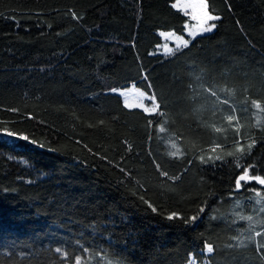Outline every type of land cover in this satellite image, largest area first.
I'll list each match as a JSON object with an SVG mask.
<instances>
[{
  "label": "trees",
  "instance_id": "16d2710c",
  "mask_svg": "<svg viewBox=\"0 0 264 264\" xmlns=\"http://www.w3.org/2000/svg\"><path fill=\"white\" fill-rule=\"evenodd\" d=\"M177 1L0 0V264H264V201L234 190L235 135L211 128L227 129L234 106L246 152L255 140L241 163L264 176L253 126L264 118L250 105L264 106V0H207L215 31L153 54L161 31L185 32ZM143 74L168 121L162 138L157 118L149 128L109 92L148 91ZM174 142L182 158L167 155Z\"/></svg>",
  "mask_w": 264,
  "mask_h": 264
},
{
  "label": "snow or ice",
  "instance_id": "6c2138e0",
  "mask_svg": "<svg viewBox=\"0 0 264 264\" xmlns=\"http://www.w3.org/2000/svg\"><path fill=\"white\" fill-rule=\"evenodd\" d=\"M173 8H178L185 16H189L191 20H195L197 23L191 25L189 27L187 24L185 25V30L187 31L188 36L191 39H185L183 36H175V33H160L161 36H164L168 39H173L178 41V43L175 44L174 47H169L167 44H164L161 46L163 54L166 57H173L176 56V54L180 51H182L184 48H187L189 44L191 43L192 39H195L196 36L202 35L204 33H210L212 32L216 27V23L214 21H217L220 19L218 15H214L212 11L209 10V5L207 3V0H186L185 3L180 4V3H174L172 5ZM191 9V11H189ZM74 19H78L75 13H72ZM155 54V53H153ZM143 79L148 82V76L147 74H143ZM196 79H199V77H196ZM191 88V85L188 86ZM147 88L148 91H142L141 89L136 88L134 85L128 88L127 90H120V89H115L112 88L109 90L110 93H114L117 96L122 98V106L128 110H133V109H139L140 114L145 116L147 120V126L149 128L152 127V119H149L148 117H154L157 118V126H156V132H157V138H162L159 136L160 133H165L166 132V127L165 125L167 124V118L165 116V112L161 109V104L157 99L155 91L152 89V85L150 82L147 83ZM206 91L213 97H217V93L215 91H211L210 89H206ZM222 91H228L227 89H222ZM217 100L219 101V97H217ZM147 101V103H145ZM220 103L227 105L228 100H223L220 101ZM250 105L252 108L258 110L259 112H264V106L261 105V102L259 100H251ZM229 108L231 110V115H226L224 116V121L226 122L228 128L225 129L222 126L217 127L216 125H211L212 131L215 133H222L225 134L226 138V132L228 129H231L235 135V140L234 143L236 145L235 152H229V156H234L235 157V164L237 168H243V172L238 175V177L234 181V190H248L252 191L254 193V199L256 197H259V199H256V203L259 204L261 201H264V195L261 194L260 191H257L255 188H248V185L252 182L255 181L259 185H264V176L260 175H252L251 170L256 167L254 163L244 165L241 163V160L246 156V155H251V149L255 145V140H252L250 143H247V152L245 150V145L241 144V136H240V128L242 127L240 125L239 117L236 115L235 112V107L229 105ZM12 111H17V109H11ZM242 111H247V107L243 108ZM235 122V123H233ZM101 124L103 121L100 122ZM254 127H264L261 125L260 121L257 120L256 123L253 125ZM7 135L13 136L15 135L12 132H7ZM23 139L27 140V136H23ZM35 143V141H33ZM127 143V142H125ZM43 147V145H41ZM86 147V146H85ZM172 149H175L174 151H170L167 153V155L174 157V158H182L179 149L177 148V145L175 143H172L171 145ZM218 147V146H217ZM128 149L131 150V145H128ZM91 152V149H89ZM213 152L216 151V148L212 149ZM237 153L239 155L237 156ZM95 155H98L95 154ZM102 159H107V157H101ZM202 162L205 161V157L201 156L200 157ZM215 159L219 160L221 159L220 156H216ZM208 160H212V157H208ZM154 168L156 171L159 173V175L168 177L169 180L175 181L180 179V174H177L176 176H169L168 172L161 169V166L159 163H157L155 160L153 161ZM119 167V165H117ZM122 172L125 170L123 168L120 169ZM125 175L128 176L130 175L129 173L125 172ZM243 182V183H242ZM143 187V185H141ZM143 199V197H141ZM150 208H152V211H156V209L149 204L148 205ZM239 203H237V207H239ZM203 211V209H201ZM261 212H264V207L260 209ZM178 214L173 212L168 215V219H174L177 218ZM241 220H247V221H252L251 216H240L239 217ZM196 217L193 216L190 218V220L186 222H190L191 220H195ZM251 227V225H250ZM256 236L261 235V233L256 232ZM242 243V242H241ZM259 247H264V244L259 245ZM57 253H61L60 248H56L55 250ZM87 251V249H85ZM203 251H206L208 254H212L214 252L213 245L211 243H206L205 248ZM63 257H67L68 253L63 252L62 253ZM264 258V256H262ZM75 264H81V258L76 257L75 258ZM108 264H111V262H108ZM190 264H195V261H190Z\"/></svg>",
  "mask_w": 264,
  "mask_h": 264
},
{
  "label": "rangeland",
  "instance_id": "374dc122",
  "mask_svg": "<svg viewBox=\"0 0 264 264\" xmlns=\"http://www.w3.org/2000/svg\"><path fill=\"white\" fill-rule=\"evenodd\" d=\"M185 2H186V0H180L179 2H176V3L183 4V3H185ZM176 9H178V8H176ZM178 10H179V9H178ZM179 11H180V10H179ZM189 11H191V9H189ZM187 18L189 19L188 22H187V25H188L189 27H191V25L197 23L195 20H191L189 16H187ZM214 22H215V21H214ZM214 30H215V29H214ZM214 30H213V31H214ZM162 32H163V33H175V36H177V37H178V36H183L185 39H191V38L188 36L186 30H185V32H184L183 34H181V33H177L176 31H173V30H171V31H161L160 33H162ZM161 37H162L163 41H162V43H161L160 45L157 46V48L153 51V53L164 55L161 46L164 45V44H167L169 47H174L175 44L178 43V41L175 40V38H173V39H168V38H166V37H164V36H161ZM135 87H136V86H135ZM136 88H137V87H136ZM121 90H122V89H121ZM124 90H125V89H124ZM126 90H127V89H126ZM145 103H147V101H145ZM261 114H264V112H262ZM174 143H175V142H174ZM175 144H176V143H175ZM171 145H172V144H171ZM176 145H177V148L179 149V152H181V151H180V148H179V145H178V144H176ZM170 148H171V151H174V150H175V149H172L171 146H170ZM205 255H206V256L208 255V253H206V251H205ZM191 259H192L191 261H195V264H209V261H208V260H206L204 263H199V262H197V260H196L194 257H192Z\"/></svg>",
  "mask_w": 264,
  "mask_h": 264
},
{
  "label": "crops",
  "instance_id": "0c3cea01",
  "mask_svg": "<svg viewBox=\"0 0 264 264\" xmlns=\"http://www.w3.org/2000/svg\"><path fill=\"white\" fill-rule=\"evenodd\" d=\"M178 2V1H177ZM216 29V28H215ZM215 31V30H214ZM214 31H212V32H214ZM212 32H210V33H212ZM210 33H204V34H202V35H206V34H210ZM202 35H198V36H202ZM198 36H196V37H198ZM185 49V48H184ZM139 89V88H138ZM121 90V89H120ZM123 90V89H122ZM142 90V89H141ZM142 91H144V90H142ZM256 110V109H255ZM257 112H259L258 110H256ZM262 113V112H261ZM237 115V114H236ZM238 116V115H237ZM262 118H264V114H262V116H261V120H262ZM214 253V252H213ZM212 253V254H213ZM212 254H208V255H212ZM190 264V263H189Z\"/></svg>",
  "mask_w": 264,
  "mask_h": 264
}]
</instances>
